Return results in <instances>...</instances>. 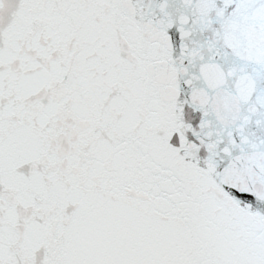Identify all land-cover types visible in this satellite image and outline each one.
Returning <instances> with one entry per match:
<instances>
[{
  "label": "snow or ice",
  "instance_id": "1",
  "mask_svg": "<svg viewBox=\"0 0 264 264\" xmlns=\"http://www.w3.org/2000/svg\"><path fill=\"white\" fill-rule=\"evenodd\" d=\"M0 264H264V0H0Z\"/></svg>",
  "mask_w": 264,
  "mask_h": 264
}]
</instances>
